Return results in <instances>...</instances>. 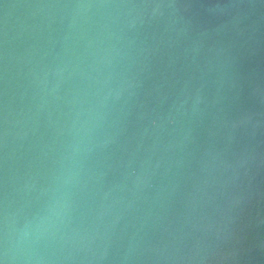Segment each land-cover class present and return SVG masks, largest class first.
<instances>
[{
    "label": "water",
    "instance_id": "water-1",
    "mask_svg": "<svg viewBox=\"0 0 264 264\" xmlns=\"http://www.w3.org/2000/svg\"><path fill=\"white\" fill-rule=\"evenodd\" d=\"M3 264H264V0H0Z\"/></svg>",
    "mask_w": 264,
    "mask_h": 264
},
{
    "label": "clouds",
    "instance_id": "clouds-1",
    "mask_svg": "<svg viewBox=\"0 0 264 264\" xmlns=\"http://www.w3.org/2000/svg\"><path fill=\"white\" fill-rule=\"evenodd\" d=\"M0 264H3V261H0Z\"/></svg>",
    "mask_w": 264,
    "mask_h": 264
}]
</instances>
